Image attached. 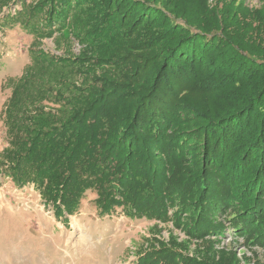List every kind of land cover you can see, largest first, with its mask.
Instances as JSON below:
<instances>
[{
  "label": "trees",
  "instance_id": "16d2710c",
  "mask_svg": "<svg viewBox=\"0 0 264 264\" xmlns=\"http://www.w3.org/2000/svg\"><path fill=\"white\" fill-rule=\"evenodd\" d=\"M23 2L16 21L36 40L67 31L86 48L75 59L30 50L3 112L0 176L33 184L64 221L91 193L100 216L120 209L177 220L203 242L232 229L264 244V0ZM103 42L142 52L125 62L140 75L123 89L109 77L114 88L100 89L77 65L121 63ZM197 93L214 95V106ZM193 256L164 242L137 264L209 262Z\"/></svg>",
  "mask_w": 264,
  "mask_h": 264
},
{
  "label": "rangeland",
  "instance_id": "374dc122",
  "mask_svg": "<svg viewBox=\"0 0 264 264\" xmlns=\"http://www.w3.org/2000/svg\"><path fill=\"white\" fill-rule=\"evenodd\" d=\"M23 1L0 0V160L8 146L3 112L14 83L31 63L30 50L41 49L75 59L86 48V44L73 32L67 31L36 40L16 21ZM101 44L99 48L102 49L119 48V45L107 42ZM93 46L97 50V46ZM122 47L113 57L121 63L114 61L112 65H103L102 61L97 65V59L93 65L79 59L77 65L81 66V72L87 73V69H92L96 73L100 89L114 88L113 85L107 87L109 81H104L105 77L113 79L111 83L119 82L116 88L123 89L135 80L136 73L139 74L138 71L132 73L133 69L129 70L132 65L125 62L133 60L130 56L137 57L142 52L139 47H130L132 55H127L126 47ZM160 56L158 52L149 57L144 66L148 63L154 66ZM194 96L204 109L214 106V95L197 93ZM154 146L149 148L156 158L159 153ZM158 167L165 168L161 162ZM196 167L199 168L198 165ZM93 198V194H88L82 209L64 221L55 215L52 207L46 205L33 184L18 187L11 178L0 176V264H137L140 254L153 248L159 249L164 242L171 244L183 256L194 255L195 262L264 264V244H247L246 239L236 235L232 229H227L220 236L209 234L203 242L204 239L191 238L186 228L177 226V220L130 219L120 209L111 215L100 216ZM223 217H220L221 220H224Z\"/></svg>",
  "mask_w": 264,
  "mask_h": 264
}]
</instances>
